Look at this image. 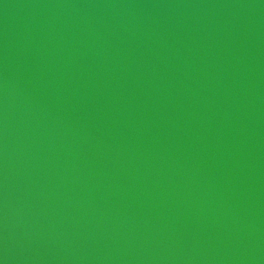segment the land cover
<instances>
[{
    "label": "water",
    "instance_id": "95a60500",
    "mask_svg": "<svg viewBox=\"0 0 264 264\" xmlns=\"http://www.w3.org/2000/svg\"><path fill=\"white\" fill-rule=\"evenodd\" d=\"M0 264H264V0H0Z\"/></svg>",
    "mask_w": 264,
    "mask_h": 264
}]
</instances>
